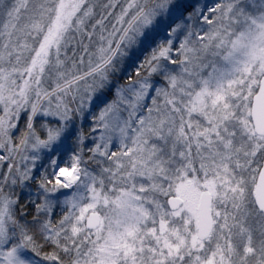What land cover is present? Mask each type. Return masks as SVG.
Here are the masks:
<instances>
[{
	"label": "snow or ice",
	"instance_id": "snow-or-ice-1",
	"mask_svg": "<svg viewBox=\"0 0 264 264\" xmlns=\"http://www.w3.org/2000/svg\"><path fill=\"white\" fill-rule=\"evenodd\" d=\"M0 264H264V0H0Z\"/></svg>",
	"mask_w": 264,
	"mask_h": 264
}]
</instances>
